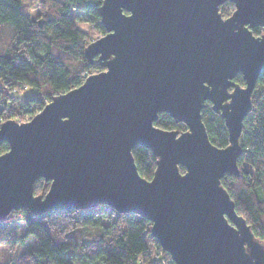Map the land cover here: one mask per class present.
<instances>
[{
    "label": "water",
    "instance_id": "1",
    "mask_svg": "<svg viewBox=\"0 0 264 264\" xmlns=\"http://www.w3.org/2000/svg\"><path fill=\"white\" fill-rule=\"evenodd\" d=\"M234 3L224 17L220 6ZM106 34L84 54L104 70L53 96L26 121L0 123V222L107 205L152 222L174 264H264V242L222 184L240 175V136L264 69V0H103ZM241 73L244 85L235 81ZM221 113L229 144L214 145L202 117ZM168 113L183 131L155 125ZM152 150L151 179L132 149ZM180 165L185 168L180 171ZM39 178L50 181L36 194Z\"/></svg>",
    "mask_w": 264,
    "mask_h": 264
},
{
    "label": "trees",
    "instance_id": "2",
    "mask_svg": "<svg viewBox=\"0 0 264 264\" xmlns=\"http://www.w3.org/2000/svg\"><path fill=\"white\" fill-rule=\"evenodd\" d=\"M102 2L39 0L38 13L31 16L24 0H0V123L32 118L53 96L79 86L87 75L105 69L98 56L89 60L84 54L89 42L107 32L99 12ZM233 10L231 1L220 6L224 17ZM253 32L264 34L260 26L254 27ZM235 81L245 83L241 73ZM19 87L31 89V94L20 102L12 94ZM202 117L210 141L218 147L227 146L229 131L221 113L207 102ZM155 125L178 131L187 128L168 113L159 114ZM240 143V175L226 173L222 184L237 212L264 242V69L253 91L251 110L243 120ZM8 149V142L0 139V154ZM132 152L140 175L151 179L157 157L142 145L135 146ZM184 170L180 165V171ZM49 187L50 181L39 178L34 191L45 194ZM104 207L55 209L40 214L26 208L13 210L0 222V244L24 245L31 237L34 245L0 264H174L153 236L149 219ZM19 220L24 222L23 235H18L13 227Z\"/></svg>",
    "mask_w": 264,
    "mask_h": 264
},
{
    "label": "rangeland",
    "instance_id": "3",
    "mask_svg": "<svg viewBox=\"0 0 264 264\" xmlns=\"http://www.w3.org/2000/svg\"><path fill=\"white\" fill-rule=\"evenodd\" d=\"M24 3L26 6L29 7V14L31 16H35L38 13L39 10V0H24ZM80 18H85L83 16H80ZM13 96L15 95L14 98L17 97V101L20 102L19 100H23L22 98L27 97L29 94H31V89L26 88L23 90V88L20 87L12 92ZM27 120V119H26ZM29 120V119H28ZM18 121V120H17ZM109 208L107 205H105L104 209ZM18 216H21V213H17ZM105 223L107 224V220H105ZM13 227L15 228L16 232L18 235H23L25 234V226L23 220H19L18 222H15L13 224ZM95 230V229H94ZM98 231V229H97ZM97 231L94 233V235L97 233ZM34 245L33 238H28L26 241V244H16L14 246L11 245H6V244H0V262L5 263L7 262L11 256H14L16 254H19L22 251H25L27 249L32 248ZM154 256V255H153ZM156 257V256H154Z\"/></svg>",
    "mask_w": 264,
    "mask_h": 264
}]
</instances>
